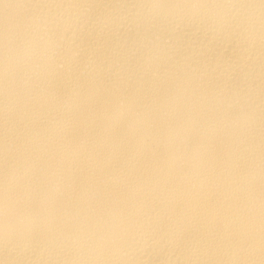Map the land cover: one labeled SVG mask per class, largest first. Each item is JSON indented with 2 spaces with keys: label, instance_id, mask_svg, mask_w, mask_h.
<instances>
[{
  "label": "bare ground",
  "instance_id": "obj_1",
  "mask_svg": "<svg viewBox=\"0 0 264 264\" xmlns=\"http://www.w3.org/2000/svg\"><path fill=\"white\" fill-rule=\"evenodd\" d=\"M9 198L0 264H264V0H0Z\"/></svg>",
  "mask_w": 264,
  "mask_h": 264
},
{
  "label": "clouds",
  "instance_id": "obj_2",
  "mask_svg": "<svg viewBox=\"0 0 264 264\" xmlns=\"http://www.w3.org/2000/svg\"><path fill=\"white\" fill-rule=\"evenodd\" d=\"M239 10H237L238 12ZM38 39L33 38L23 42L22 50L24 60L31 64L34 70H38L42 64L55 63L57 60V49L60 44L55 38V33L48 27L46 18L42 19L40 29H38ZM15 56V49L11 44L6 46V59L9 70L6 72L4 80L5 99L10 106L14 96L15 78L11 71V65ZM35 75V71L33 73ZM3 223H0V253L7 256L19 255L27 245L21 246V241L17 237L16 229L12 222L10 198L2 213ZM149 251L146 247L145 252Z\"/></svg>",
  "mask_w": 264,
  "mask_h": 264
}]
</instances>
